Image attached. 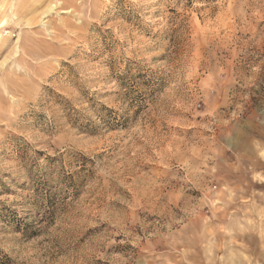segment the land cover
Returning <instances> with one entry per match:
<instances>
[{"label":"rangeland","instance_id":"374dc122","mask_svg":"<svg viewBox=\"0 0 264 264\" xmlns=\"http://www.w3.org/2000/svg\"><path fill=\"white\" fill-rule=\"evenodd\" d=\"M0 22V264H264V0Z\"/></svg>","mask_w":264,"mask_h":264},{"label":"bare ground","instance_id":"6f19581e","mask_svg":"<svg viewBox=\"0 0 264 264\" xmlns=\"http://www.w3.org/2000/svg\"><path fill=\"white\" fill-rule=\"evenodd\" d=\"M77 3H78V2H77ZM48 4H49V3H48ZM51 9H53V7H52V8L50 7L49 10H51ZM47 12H49V11H47ZM62 12H63V11H62ZM45 13H46V12H45ZM2 22H3V21H2ZM3 26H4V23L2 24V23L0 22V28L3 27Z\"/></svg>","mask_w":264,"mask_h":264}]
</instances>
